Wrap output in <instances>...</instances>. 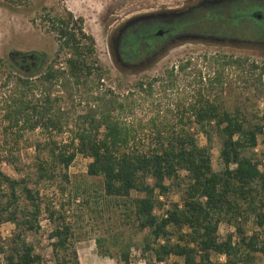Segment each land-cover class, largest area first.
Wrapping results in <instances>:
<instances>
[{
	"label": "trees",
	"instance_id": "obj_1",
	"mask_svg": "<svg viewBox=\"0 0 264 264\" xmlns=\"http://www.w3.org/2000/svg\"><path fill=\"white\" fill-rule=\"evenodd\" d=\"M7 1L21 5L27 0ZM254 6H258L259 10H252ZM220 8L225 9L224 6ZM222 9L211 15L201 11L200 16L188 17L187 21L192 27L208 34H228L245 39L252 37L254 44L264 46V33H255V22L264 26L262 0L237 2L233 4L232 12ZM230 14L232 17L228 16ZM44 20L58 40L56 57L62 52L69 56L66 69H57L52 63L42 78L64 77L68 81L73 79L79 85L88 83L90 78L103 79L107 71L97 56L94 36L85 30L84 18L75 16L71 11L66 15L48 11ZM246 20L252 22V27L241 29ZM143 40L135 28L124 40V52L130 57L144 50ZM32 53L39 55V59L34 64L29 61V65L20 62L18 54L22 53L13 54L15 67L38 71L44 65L45 55ZM200 59L207 62L212 70L208 75H202V70H197L200 81L205 80V87L198 90L195 100L183 107V117L188 114L187 120L181 118L177 123L162 127L156 125L151 141L143 142L137 138L130 126L117 115L132 108L130 92L126 95L107 87L92 96L96 103L83 116L70 140L58 142L49 139L37 143L36 178L27 175L14 177L0 168V264H49L36 250V243L28 237L29 233L42 228L44 212L53 225L49 238L53 240L54 264H81L75 223L63 208H56L47 202L39 188L42 181L54 180L58 176L68 183L70 178L65 170L79 153L92 159L87 174L101 177L104 194L114 204L125 206L128 219V211L131 210L134 225L139 230H149L151 239L146 241L145 247L153 251L158 262L167 264V259L174 255L183 258V264H213L212 255L217 253L224 254L230 264H254L255 254L264 255V168H261L264 161L254 154L245 153L257 147L259 136H262L264 145V107L248 117L241 108L227 107L214 94L216 88L225 83V69L241 67L247 58L205 54L200 58L190 56L182 59L176 67L188 72L189 68L199 66ZM252 67L264 74V60L261 63L253 61ZM174 69V66L168 69L169 76L174 75ZM157 80L153 78L146 82L139 79L133 87L153 93ZM30 85L31 80L17 76L16 88L6 110L10 126H19L23 121L31 129L43 126L62 131L59 115L48 116L53 109L50 93L42 104L41 100L30 97L23 89ZM194 127L206 135L208 142L212 141L214 131L221 137L222 170L214 169L212 148L209 144H200ZM4 160L10 161L11 158L3 157L1 161ZM182 170L187 171L185 177L180 175ZM181 181H186L182 199L170 202L167 216L157 213L156 209L161 210L163 203L156 191L168 196L181 185ZM67 188V185H61L63 192ZM80 190L87 195L86 188ZM134 191L137 196H133ZM248 211L256 215L259 226L251 234L238 223ZM223 221H236V232L222 237L219 229ZM7 222L14 225V230L4 238L1 226ZM108 234L96 239L104 256H110V250H104ZM173 235L178 238L176 242L172 240ZM130 249L128 245L120 253L123 264L132 263Z\"/></svg>",
	"mask_w": 264,
	"mask_h": 264
},
{
	"label": "rangeland",
	"instance_id": "obj_2",
	"mask_svg": "<svg viewBox=\"0 0 264 264\" xmlns=\"http://www.w3.org/2000/svg\"><path fill=\"white\" fill-rule=\"evenodd\" d=\"M197 1L27 0L21 5H13L7 0H0V168L14 177L27 175L36 178L37 143L49 139H55L58 142L70 140L83 121V116L96 103L92 96L104 91L107 87L126 95L130 92L129 100H132V108L117 115L143 142L152 140L156 125L162 127L168 123H177L181 118L187 120L188 114L183 117V107L191 100H195L198 90L205 87V80L200 81L197 70H202V75H208L212 70L209 64L202 59L199 60L200 64L197 68L188 69L189 73L178 70L176 64L190 56L200 58L205 54L207 56L221 54L247 58L248 60L241 67L225 69V83L223 86L219 85L214 94L223 100L227 107L241 108L248 117L260 112L264 107V74L261 75L259 69H254L252 62L261 63L264 60L263 45L259 47L255 43L251 48L247 45L234 46L211 40L192 39L179 41L169 46L164 53L159 54L155 62L149 63L144 68L126 70L113 61L112 36L119 26L139 15L179 9ZM262 1L264 4V0ZM253 9L259 10L258 6H254ZM48 11L62 15L71 11L75 16L84 18L85 30L94 36L97 56L107 71L103 79L90 78L88 83L79 85L73 79L68 81L64 77L51 80L42 78L47 67L52 63L57 69H66V60L69 56L66 52H62L56 57L58 40L56 35L49 31L48 22L44 20ZM187 16L183 18V22L187 21ZM159 24L153 20L139 23L134 27L137 34L145 39L143 48L147 45L146 41L154 40L156 36L153 33ZM251 24L250 20H246L241 29L252 27ZM173 25L175 26L176 23ZM255 25H257L255 33L263 34V24L255 22ZM190 28L196 29L192 26ZM31 52L45 55L44 65L38 71L21 70L15 67L13 54ZM172 66L175 68L174 75L169 76L167 71ZM18 75L31 80L30 87L21 88L28 91L30 97L41 100L42 104L46 102L48 93H50L53 109L48 116L57 117L59 115L63 125L62 131L53 127L46 129L43 126L31 129L22 123L23 121L19 126H10L6 118V110L10 103V96L16 88ZM153 78L159 79L153 85V93H150L148 89L140 90L133 87L136 80L150 82ZM194 131L197 132L201 145L211 146L214 169L222 170L223 161L220 154L222 139L219 134L214 131L212 141L208 142L202 131L196 127ZM245 153L254 154L256 158L263 160L262 136H259L257 147ZM7 156L12 161H1ZM91 160L89 156L79 153L69 168L65 170L70 178L68 183L58 176L54 180H44L39 184L47 202L56 208H63L69 219L75 223L78 233L76 246L81 264H123L120 253L128 245L131 246V264H163L155 259L153 251L146 250L145 243L151 239L149 230H139L134 225L131 210L128 211L130 212V219H128L125 216V206L114 204L104 194L101 177H92L87 174ZM261 168H264V165H261ZM186 174V170L180 171L181 177H185ZM61 185L68 186L65 192L62 191ZM185 186L186 181H181V185L169 193L168 199L171 201L182 199ZM82 188L88 190L87 195L80 190ZM137 195L138 193L134 191L133 196ZM76 197L79 198L75 199ZM159 211L158 208V213ZM41 222L40 231L31 232L28 237L36 243V250L43 254L49 264H54L51 246L53 240L49 238L53 225L46 212L42 215ZM238 223L244 226L249 234L259 229L256 215L251 211L246 212ZM13 230L14 225L11 222L3 223L1 226L4 238L9 237ZM236 230V221L235 223L223 221L220 224L219 234L226 237L228 233L236 232ZM107 233L109 234L106 237L104 250H110V256L102 255L96 242L97 238ZM172 240L176 242L177 236L173 235ZM0 259L2 260V257ZM212 260L213 264H230L224 254L213 253ZM174 262L183 264V258L171 255L166 263L173 264ZM254 264H264V255L255 254Z\"/></svg>",
	"mask_w": 264,
	"mask_h": 264
},
{
	"label": "flooded vegetation",
	"instance_id": "obj_3",
	"mask_svg": "<svg viewBox=\"0 0 264 264\" xmlns=\"http://www.w3.org/2000/svg\"><path fill=\"white\" fill-rule=\"evenodd\" d=\"M248 0H198L195 3L187 4L183 8L171 9L167 11H158L150 13L149 16L145 17H133L126 21L123 25L119 26L112 36V58L115 64L123 69H140L146 67L149 63L155 62L159 58L160 53H164L169 46L183 40H200V41H216L223 44H233L234 46L247 45L253 48L254 40L251 38H243L242 36L231 37L230 35H220L214 33H207L200 29H192L190 21L183 22V18L200 16L201 11H205V15L214 14L217 10L222 9L223 11L228 10L232 12L233 4ZM251 1V0H249ZM144 15V14H143ZM148 15V14H147ZM232 17V14L228 15ZM159 22V27L153 33L156 37L153 41H146L147 45L144 50L138 52L135 55L128 56L124 52L125 43L124 40L128 34H131L139 23L146 21ZM228 20V18H226ZM176 25L174 26L173 24ZM159 30L164 31L162 36L158 35ZM145 42V39L143 40ZM20 62L25 65H29V61H38L39 55H35L32 52L26 54H18ZM17 57V58H18ZM30 67V66H29ZM30 69V68H29Z\"/></svg>",
	"mask_w": 264,
	"mask_h": 264
},
{
	"label": "built area",
	"instance_id": "obj_4",
	"mask_svg": "<svg viewBox=\"0 0 264 264\" xmlns=\"http://www.w3.org/2000/svg\"><path fill=\"white\" fill-rule=\"evenodd\" d=\"M263 161H264V158H263ZM156 192H157L158 199L163 203L162 209L159 211V213H161L162 215L167 216L166 211L170 207L171 200L168 199V196H166L165 194L160 193L159 191H156ZM174 201L179 202L178 199L177 200H174ZM156 212L158 213V209H156Z\"/></svg>",
	"mask_w": 264,
	"mask_h": 264
},
{
	"label": "water",
	"instance_id": "obj_5",
	"mask_svg": "<svg viewBox=\"0 0 264 264\" xmlns=\"http://www.w3.org/2000/svg\"><path fill=\"white\" fill-rule=\"evenodd\" d=\"M150 15H151V14H150ZM145 16H149V14H148V15H147V14L140 15L139 17H145ZM157 34L160 35V36H162V35L164 34V31L159 30V31L157 32Z\"/></svg>",
	"mask_w": 264,
	"mask_h": 264
}]
</instances>
